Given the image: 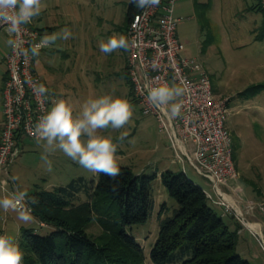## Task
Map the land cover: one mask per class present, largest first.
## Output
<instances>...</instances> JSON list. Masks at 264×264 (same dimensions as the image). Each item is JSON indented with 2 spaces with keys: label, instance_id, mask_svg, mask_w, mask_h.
<instances>
[{
  "label": "rangeland",
  "instance_id": "rangeland-1",
  "mask_svg": "<svg viewBox=\"0 0 264 264\" xmlns=\"http://www.w3.org/2000/svg\"><path fill=\"white\" fill-rule=\"evenodd\" d=\"M130 2L41 0L34 25L52 26V35L57 37H62L63 29L71 32L70 38H57L49 44L59 51L41 61L43 70L49 73L47 78L57 81L59 100L72 106L74 117L81 115L86 101L104 95L126 99L131 105L132 117L126 125L100 129L96 134L110 138L117 146L118 165L128 167L135 175H157L152 186L153 210L145 223L128 229L143 249L144 264H152L149 252L159 230V210L163 206V216H169L177 206L159 179L164 170L184 172L205 190L210 195L209 205L235 233L237 254L249 264H264V212L260 208L264 206V87L254 94L244 92L252 85L264 84V11L256 0H178L175 4L181 55L195 59L207 71L214 95L228 100L225 126L231 135L238 179L229 187L219 185L223 192L233 194L232 199H225L231 213H225L223 205L214 202L220 196L213 183L198 173L186 157L183 161L177 158L167 132L159 130L153 116L141 113L122 72L127 50L117 49L111 54L100 51V44L109 37L124 36ZM7 41L4 30H0V53L8 46ZM81 139L86 143L88 138ZM31 140L24 141L23 150L10 166L11 179L19 183L18 191L51 189L79 176L97 180L98 173L83 168L58 147L46 151L45 141L34 140L32 144ZM44 155L51 162L50 171L42 159ZM9 189L0 188V198L10 195ZM80 196L85 198L83 192ZM244 200L248 201V213L238 207ZM30 215L32 219L25 222L19 218V210L0 208V235L11 237L20 246L21 227H32L40 234L51 230ZM248 221L259 222L258 234L250 228L257 226L248 225ZM86 231L91 236L99 234L95 219L88 223Z\"/></svg>",
  "mask_w": 264,
  "mask_h": 264
},
{
  "label": "trees",
  "instance_id": "trees-1",
  "mask_svg": "<svg viewBox=\"0 0 264 264\" xmlns=\"http://www.w3.org/2000/svg\"><path fill=\"white\" fill-rule=\"evenodd\" d=\"M139 10L129 3L125 32ZM125 75L129 83L127 71ZM262 87L258 83L244 92L254 94ZM119 168L115 179L98 173L97 180L79 176L66 185L28 192L27 199L38 201L28 199L31 214L51 230L40 234L32 227L20 228L22 264H144L143 249L128 229L145 223L153 210L157 175ZM159 179L177 206L172 215L163 216V206L157 214L159 230L149 252L152 264H249L236 252L235 233L198 184L184 172L171 170L162 171ZM93 219L100 227L97 236L86 231Z\"/></svg>",
  "mask_w": 264,
  "mask_h": 264
},
{
  "label": "built area",
  "instance_id": "built-area-1",
  "mask_svg": "<svg viewBox=\"0 0 264 264\" xmlns=\"http://www.w3.org/2000/svg\"><path fill=\"white\" fill-rule=\"evenodd\" d=\"M177 1L160 0L157 6L140 8L128 21L127 74L132 97L141 113L153 116L159 130L167 132L177 158L183 161L186 157L198 173L213 183L220 196L214 202L223 205L225 213H231L219 187L220 184L229 187L238 179L231 135L225 126L228 100L214 95L207 71L195 59L181 55L183 45L177 34L178 18L174 15ZM256 4L264 10V0H256ZM0 30L8 34L7 25L0 24ZM10 38L16 41V47L10 46L4 57L0 188L6 191L8 186L11 195L19 191L10 177V166L22 151V139H36L33 131L39 118L49 110L50 89L33 68L36 56L32 55L31 48L40 44L41 29L32 19L31 23L21 25L19 32ZM47 46H42L39 53ZM147 83L183 87L184 95L179 98L182 102L180 114L173 117L170 105L154 107L147 99ZM40 84L48 89L44 96L33 91V85ZM206 195L210 198L208 193ZM24 207L32 212L27 197ZM260 208L263 210L264 206Z\"/></svg>",
  "mask_w": 264,
  "mask_h": 264
},
{
  "label": "clouds",
  "instance_id": "clouds-1",
  "mask_svg": "<svg viewBox=\"0 0 264 264\" xmlns=\"http://www.w3.org/2000/svg\"><path fill=\"white\" fill-rule=\"evenodd\" d=\"M138 8L145 9L159 5L160 0H131ZM41 0H0V24L7 25L9 37L18 33L21 25L31 23L34 17L39 16ZM62 37L56 35L45 36L40 44L33 45V56L39 55V49L54 43L57 38L68 39L71 32L62 30ZM7 43L13 48L16 41L9 38ZM100 51L111 54L117 49L128 50L129 42L123 35H113L107 42L100 44ZM26 55V53H25ZM147 99L156 108L170 105L173 117L180 114L182 102L179 98L184 95L185 89L179 85L163 83L153 85L147 83ZM33 91L40 96L48 93V89L40 84L33 85ZM132 117V108L126 99L114 98L111 95L100 96L86 101L82 106L79 117H74L72 106L65 100H57L52 103L46 114L42 115L33 131L37 141L46 142V151L58 147L63 153L76 161L80 166L94 173H101L111 179L120 175L117 163V146L110 138L98 136L97 130L120 129L126 125ZM126 135L123 134V136ZM87 136L86 143L81 137ZM42 159L51 170V162L47 156ZM27 193L19 191L0 198V208L5 211L19 210V218L25 222L32 219L30 209L24 207ZM32 203H37L35 197L28 198ZM23 253L18 244L7 235H0V264H22Z\"/></svg>",
  "mask_w": 264,
  "mask_h": 264
},
{
  "label": "crops",
  "instance_id": "crops-1",
  "mask_svg": "<svg viewBox=\"0 0 264 264\" xmlns=\"http://www.w3.org/2000/svg\"><path fill=\"white\" fill-rule=\"evenodd\" d=\"M37 18V17H36ZM178 18V17H177ZM34 20H36L35 19V17L33 18V21ZM40 28V27H39ZM41 29V31H42V35H43V37H45V36H48V35H52V33H53V27L52 26H45V27H42V28H40ZM5 34H6V36H7V39L9 40V35L5 32ZM124 36L126 37V32L124 33ZM9 48H10V45L8 44V46L7 47H5L2 51H1V53H0V58H1V62H0V128H1V123H2V119H3V116H2V110H1V101H2V94H1V91H2V86H3V82H4V80H5V76H6V65H5V61H4V57H5V55H6V53L9 51ZM57 51H59V49L57 48V47H54V46H47V47H45L40 53H39V55L38 56H36L35 57V59H34V62H33V68H34V70L38 73V74H40L41 75V77H42V80L47 84V86L49 87V89H50V101H49V109H50V107L52 106V103L54 102V101H57V100H59V98H60V93H59V84L57 83V81L53 78V77H48L47 78V74H49V73H46V71L45 70H43L44 69V66L42 65V60L43 59H45V58H47V57H49V56H52V55H54V53H56ZM41 71H40V70ZM127 71V55H126V57H125V66H124V68L122 69V72H123V74L125 75V72ZM127 76H128V74H127ZM125 78H126V75H125ZM127 79V78H126ZM128 80H129V77H128ZM129 83H130V81H129ZM128 83V84H129ZM130 85V84H129ZM212 89H213V87H212ZM25 140H27V138H24V139H22V150H23V143H24V141ZM34 140H37V139H32L30 142H32V144H34ZM14 181L16 182V186H17V188H19L20 189V187H19V183H18V181L16 180V179H14ZM55 187V186H54ZM53 188V187H52ZM31 190H33V189H31ZM30 190V191H31ZM29 191V192H30ZM205 191V190H204ZM205 193H207L206 191H205ZM224 194V198L226 199V200H229V199H232V197H233V194L228 190V192H223ZM241 200H243V199H241ZM242 203V204H241ZM247 203H248V201L247 200H244V202L243 201H239V209L240 210H242V211H244V213H248L249 212V208L247 207ZM217 204V203H216ZM240 204L242 205V206H240ZM221 207H222V205H220ZM223 210H225V208L223 207ZM260 210V209H259ZM262 212H264V209L262 210ZM248 222H250V223H248V225L249 224H255L257 227H255V228H253V227H250L252 230H253V232L254 233H256V232H258V229H259V222H257V221H248ZM44 226H47V227H49L48 225H45L44 224ZM256 234H258V233H256Z\"/></svg>",
  "mask_w": 264,
  "mask_h": 264
},
{
  "label": "bare ground",
  "instance_id": "bare-ground-1",
  "mask_svg": "<svg viewBox=\"0 0 264 264\" xmlns=\"http://www.w3.org/2000/svg\"><path fill=\"white\" fill-rule=\"evenodd\" d=\"M250 225V224H249ZM251 226V225H250Z\"/></svg>",
  "mask_w": 264,
  "mask_h": 264
}]
</instances>
